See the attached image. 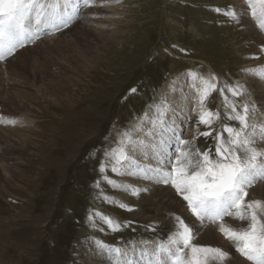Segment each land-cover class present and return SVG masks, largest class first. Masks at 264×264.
I'll return each mask as SVG.
<instances>
[{"label": "rangeland", "instance_id": "374dc122", "mask_svg": "<svg viewBox=\"0 0 264 264\" xmlns=\"http://www.w3.org/2000/svg\"><path fill=\"white\" fill-rule=\"evenodd\" d=\"M107 1L112 11L104 12V0H98L96 6L82 8L80 22L74 19L67 27L41 35L0 60V264H94L92 259L97 255L103 259L100 264H111L109 255L95 246L96 240L121 249L135 247L136 258L143 264L139 249L166 240L175 230L176 216L189 224L184 216L189 214L203 229L222 222L201 223L188 208L181 214L171 203L170 184L165 185L167 190L162 189L169 194L168 202L143 200L130 191L113 188L103 177L136 187L142 185L140 181L115 175L110 168L100 171L106 151L117 146L124 130L136 125L138 118L162 99L171 105L170 95L180 77L187 79L185 83L203 77L216 85L206 108L219 112L220 118L210 126H198L199 81L194 82L195 109L188 108L190 115L186 113L181 130L193 148L214 149V137L222 123L238 126L225 117L222 88L237 107L255 103L250 123H258V119L264 123L259 113L264 112V95L258 94L257 88H264V80L245 71L264 67V31L249 11L257 33L246 32L241 20L230 21L214 10L231 6L244 13L246 0ZM101 37L108 42L98 49ZM99 60L93 71L79 77L81 69ZM49 78H60L52 82L56 86H50V92L66 88L70 99L76 97V101L68 105L62 96L58 106L45 99L42 92ZM67 82L81 83L80 89L67 88ZM237 84L244 85L246 91L233 97L227 89ZM179 99L183 105L188 101L186 97ZM12 120L16 123L9 122ZM24 129L34 132L30 135L34 143L15 140V132L23 134ZM203 131L212 135H199ZM36 143L42 147L36 149ZM1 167L8 170L10 178ZM142 181L146 184L149 180ZM257 181L256 185L264 183V179ZM152 186L154 194H160L155 191L160 185L152 182ZM104 196L116 201L125 197L122 203L131 210L104 200ZM259 197L264 201L263 191ZM97 212L117 220L120 230H110L98 217L94 223L90 221L89 215ZM235 225L236 229L246 226L243 222ZM198 239L195 235L193 242L219 247L216 239ZM222 246L230 249L225 264H240L238 258L250 264L235 251L234 244ZM222 246L219 248L224 249Z\"/></svg>", "mask_w": 264, "mask_h": 264}, {"label": "snow or ice", "instance_id": "6c2138e0", "mask_svg": "<svg viewBox=\"0 0 264 264\" xmlns=\"http://www.w3.org/2000/svg\"><path fill=\"white\" fill-rule=\"evenodd\" d=\"M246 4L257 27L264 31V0H246ZM92 6H96V0H0V60L41 35L67 27L78 18L83 7ZM214 10L237 23L244 15L231 6ZM261 51L264 52V47ZM245 71L264 80V68ZM193 79L199 81L197 125L210 126L214 119L220 118L219 112L206 108V101L216 90V85L203 77ZM227 91L238 97L246 89L237 84L229 86ZM220 92L225 102L226 119L236 121L238 126L222 123L214 137V149L193 148L192 141L182 138L183 133L178 131L176 120L172 118L176 117V108L165 98L159 104L151 105L138 118L136 125L120 134L117 146L106 151L100 171L104 173L110 168L118 176L170 184L201 223L205 220L216 223L223 221L224 217L245 223L246 226L239 229L221 223L219 231L233 242L235 251L250 264H264V201L245 199L247 189L257 180L264 179V148L257 147L259 141H264V123H250V113L257 109L255 103L244 102L237 107L234 101H229L223 88ZM9 122L16 123L14 120ZM134 132L140 135L134 136ZM199 135L208 137L212 132L203 131ZM103 179L113 188L130 191L132 195L148 190L119 183L107 176ZM103 199L119 203L107 196ZM119 206L131 210L126 204L120 203ZM97 217L110 230H120L121 224L103 213L90 214L89 220L94 223ZM175 220V230L166 240L139 249L143 264H225L229 259L227 250L193 243L195 233L192 226L179 216ZM94 243L109 255L111 264H135L138 251L135 247L121 249L99 240Z\"/></svg>", "mask_w": 264, "mask_h": 264}, {"label": "bare ground", "instance_id": "6f19581e", "mask_svg": "<svg viewBox=\"0 0 264 264\" xmlns=\"http://www.w3.org/2000/svg\"><path fill=\"white\" fill-rule=\"evenodd\" d=\"M101 1V0H100ZM236 2L238 1V0H235ZM100 3V2H99ZM109 1H107V0H104V2H103V11L105 12V11H109V10H113L112 8L111 9H109L110 7H111V5H109ZM98 4V0H96V5ZM112 4V3H111ZM247 11H249L248 10V7L247 6H245V10H244V15H243V17L241 18V23H242V26H244V30L246 31V32H249V31H252V32H254V31H256L255 30V28L253 27V25H252V23H251V21H250V19H249V17H250V15H249V17H248V13L249 12H247ZM107 13V12H106ZM82 15V14H81ZM79 20H78V22H80L81 20H82V17H80V18H78ZM77 22V21H76ZM97 32V31H96ZM263 32V31H262ZM256 33H257V31H256ZM103 36V35H102ZM108 36V35H107ZM115 36H116V33H115ZM252 36V38H254L255 39V37H254V35H251ZM105 37V36H104ZM110 39V38H109ZM113 39V38H112ZM115 40H118V39H115ZM107 41V38H100V41H99V45H98V49H100V48H102V45L105 43ZM114 41V40H113ZM108 42V41H107ZM252 43V42H251ZM104 51V50H103ZM62 55H63V53H62ZM60 58H61V56L59 57V60H60ZM247 62H249V63H251L249 60H246ZM101 63V60H99V61H95V62H91L90 63V65H89V68H87V69H81L80 71H79V77L81 76V75H83V74H86V73H88V72H91V71H93L94 70V68H96L97 67V65H99ZM254 63V62H253ZM256 64V63H255ZM257 66H259L258 64H257ZM100 67H101V65H100ZM258 68V67H257ZM256 68V69H257ZM251 69H255V67L254 68H251ZM34 73V72H33ZM58 74L59 75H62L63 77H65V74H62L61 72H58ZM36 74H34V76H35ZM96 76V75H95ZM187 78V77H186ZM58 80H60V78H49V80H48V82L46 83V88H44V92H42V96H44L45 97V99H48V98H50V100L54 103V104H57L58 106H60L59 105V103H60V97H64L65 98V102L68 104V105H72V103H74L75 101H76V97H75V99L74 100H72V99H70V95L68 94V92L65 90L66 88H62V87H58L57 89H55V88H53V90H52V92H50V86H56V84H52V82H58ZM187 79H185L184 80V78L183 77H180L179 78V80H178V82H177V84H176V88L174 89L175 90V92L173 93V94H171L170 95V100H171V105L170 106H174L175 108H176V117H172V114L171 113H169V116L170 117H172V118H174L175 120H176V125L178 126V131H181V130H183V120L184 119H186L187 118V116H186V113H188V108L189 107H191L192 108V110L193 109H195V108H193V106L195 107V101H196V95H195V93H194V89H195V87L194 86H196V84H194V82L193 81H191V83L190 82H186L185 83V81H186ZM65 80L63 79L62 80V82H64ZM80 82V81H79ZM68 83V82H67ZM80 84L81 83H77V82H69L68 83V87L67 88H72L74 91H77V90H79L80 89ZM257 88H258V94H262V95H264V88H262L260 85H258L257 86ZM40 90H42V88H40ZM40 90H38V92H40ZM74 91H72V92H74ZM168 92V91H167ZM165 94H166V92H164ZM50 94H52L51 96H50ZM256 94H254V96H255ZM50 96V97H49ZM76 96V95H75ZM181 97H186L187 98V100L188 101H186V102H184V105L183 104H181L179 101H180V99L179 98H181ZM77 104V103H76ZM74 105V104H73ZM190 113H193V112H190ZM259 113L260 114H262L263 116H264V112L263 111H259ZM188 115H190L189 113H188ZM178 117V118H177ZM259 120V122L258 123H263V121H262V119H258ZM23 134L21 133V132H19V131H16L15 133L17 134L15 137H16V141H22V142H24V143H27V141H28V143L30 142V141H32V143H34L33 142V138L31 139V137H30V135H33V133L34 132H32V131H30V130H26V129H24L23 131ZM19 133H21V134H19ZM13 135H15V134H13ZM35 137V139H36V141H38L39 139H37V135H34ZM12 139H14V138H12ZM31 143V142H30ZM26 146H28L27 144H26ZM40 147H42V145L41 144H39V143H36L35 144V148L36 149H38V148H40ZM257 147H259V148H264V143H259L258 142V144H257ZM143 162H145V163H152V161H143ZM2 169H3V167H1ZM2 171V173H4V175L7 177V178H10V176H9V174L7 173L8 172V170L6 169V168H4L3 170H1ZM128 178L130 177V176H127ZM131 178H132V180H134V181H140L139 183H142V185H140V187H146L148 190L147 191H142V192H144V194H143V196H140V195H142V194H140V195H137L135 198H139V197H142V199L143 200H146V199H158L159 201H161V200H165L166 202H168L170 199H169V194L166 192V191H164V190H162L163 188H166V190L168 189V187H163L162 185H160V184H158V185H160V187H155L154 189H155V191L156 192H160V194H157V195H155L154 194V190H152V188L151 187H153L152 186V182H150V181H148L146 184H144L143 183V181H142V179H137V178H135V177H133V176H131ZM262 179H260V181H261ZM123 184H127V182H125V183H123ZM171 189V188H170ZM249 189V188H248ZM261 191H263L264 192V183L263 184H260V185H255V186H253L252 188H251V190H249L248 191V196L245 198L246 200H248V199H258V200H261L260 199V197H259V193L261 192ZM170 193V195L171 196H173L174 198L171 200V203L172 204H174V205H177V207H176V210L178 209L179 211H180V213L181 214H183V213H185L188 209V207H187V203L186 202H183V201H181L180 200V196L179 195H177L176 194V192H175V189H171V192H169ZM182 199V198H181ZM183 200V199H182ZM126 201V198L125 197H121V200L120 201H118L119 203L118 204H120V203H124ZM262 201V200H261ZM187 209V210H186ZM190 212V211H189ZM176 214V213H175ZM179 216V215H178ZM185 217H186V219H187V221L189 222V224L190 225H193L194 227H195V230H196V233H195V235H196V237H198L199 239L198 240H201V242H202V240H210V239H216V244L220 247V246H222L223 244H225V247H233V244H231V243H228L227 241H225L224 239H223V237L221 238V236L220 235H222V233L219 231V227H220V224L221 223H224L225 225H228V226H231V227H235L236 225H235V223H238V224H240V222L239 221H236V220H234L233 218H231V217H227L225 220L223 219V221L222 222H220V224L219 225H216L215 227L214 226H210V225H207V228L205 229V231H203L204 229L202 228V227H204V226H202V227H199V226H197V223H195V221H194V219H192L191 217H190V215L188 214V215H184ZM183 216V217H184ZM217 232H220L219 234L217 233ZM228 240V239H227ZM196 241V240H195ZM155 242V241H154ZM194 243V242H193ZM198 245V244H197ZM223 247V246H222ZM224 248V247H223ZM225 250H229L230 251V249H226V248H224ZM93 251V250H92ZM237 258H238V256H236ZM239 259V260H238ZM237 259V261L240 263V264H248L246 261H243L242 259H240V258H238ZM93 263L94 264H100V262H103V259L99 256V255H97V256H95L93 259ZM106 261V260H105Z\"/></svg>", "mask_w": 264, "mask_h": 264}]
</instances>
